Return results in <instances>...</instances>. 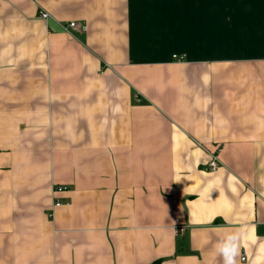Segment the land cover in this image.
<instances>
[{"label":"crops","instance_id":"crops-1","mask_svg":"<svg viewBox=\"0 0 264 264\" xmlns=\"http://www.w3.org/2000/svg\"><path fill=\"white\" fill-rule=\"evenodd\" d=\"M228 237L264 264V0H0V264H225Z\"/></svg>","mask_w":264,"mask_h":264},{"label":"built area","instance_id":"built-area-1","mask_svg":"<svg viewBox=\"0 0 264 264\" xmlns=\"http://www.w3.org/2000/svg\"><path fill=\"white\" fill-rule=\"evenodd\" d=\"M40 16L44 20L52 19V16L47 11H41ZM60 26L63 29V31H66V32H70L74 29H79V25L75 22H70L68 24H60ZM83 30L85 31V28H83ZM179 61H182V59H180ZM219 165H220V162H219L218 158L214 156L210 160L209 170L210 171H216L218 169ZM64 189L65 188L60 187V188H58V191H62ZM60 205H61L60 203H56V207H59ZM183 232H184V228H178L176 230V235H179L180 233H183Z\"/></svg>","mask_w":264,"mask_h":264},{"label":"clouds","instance_id":"clouds-1","mask_svg":"<svg viewBox=\"0 0 264 264\" xmlns=\"http://www.w3.org/2000/svg\"><path fill=\"white\" fill-rule=\"evenodd\" d=\"M233 241L234 237H228L226 241L217 245V251L223 255L225 264H235L234 256L237 251V246Z\"/></svg>","mask_w":264,"mask_h":264}]
</instances>
